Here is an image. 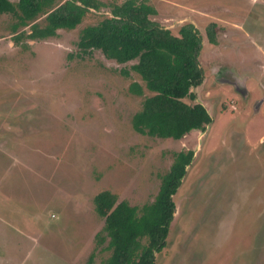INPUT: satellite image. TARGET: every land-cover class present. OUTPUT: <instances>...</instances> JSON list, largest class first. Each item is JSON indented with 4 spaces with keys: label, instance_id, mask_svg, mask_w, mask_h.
I'll use <instances>...</instances> for the list:
<instances>
[{
    "label": "rangeland",
    "instance_id": "rangeland-1",
    "mask_svg": "<svg viewBox=\"0 0 264 264\" xmlns=\"http://www.w3.org/2000/svg\"><path fill=\"white\" fill-rule=\"evenodd\" d=\"M97 1L75 28L45 39L16 42L29 25L12 32L14 19L0 15V264H101L110 252L95 243V194L152 201L183 149L193 158L154 263L264 264V0H146L173 34L192 23L202 37L203 80L191 90L212 121L178 140L132 128L151 94L134 61L77 55L80 30L123 0ZM134 81L142 95L129 90Z\"/></svg>",
    "mask_w": 264,
    "mask_h": 264
},
{
    "label": "trees",
    "instance_id": "trees-1",
    "mask_svg": "<svg viewBox=\"0 0 264 264\" xmlns=\"http://www.w3.org/2000/svg\"><path fill=\"white\" fill-rule=\"evenodd\" d=\"M101 4L97 0H0V15L14 19L12 32L29 25V30L14 37L19 42L23 37L45 39L56 36L59 29H73L86 12ZM108 6L109 15L80 30L77 55L98 50L117 64L135 62L130 68L151 94L143 98L132 115V128L139 134L176 140L192 130L205 131L212 117L204 105L194 102L196 95L191 90L203 80L197 59L202 46L199 30L185 23L178 35L173 34L151 18L156 10L146 0H123ZM40 15H45L43 25L35 22ZM205 31L208 41L215 44L216 23L210 22ZM123 70L128 74L127 69ZM128 88L143 94L136 81ZM192 158V149L174 151L153 200L140 207L118 200L109 190L95 194L94 210L103 220L95 243L110 252L101 264H155V253L165 246L173 220V195Z\"/></svg>",
    "mask_w": 264,
    "mask_h": 264
},
{
    "label": "crops",
    "instance_id": "crops-1",
    "mask_svg": "<svg viewBox=\"0 0 264 264\" xmlns=\"http://www.w3.org/2000/svg\"><path fill=\"white\" fill-rule=\"evenodd\" d=\"M202 43V42H201ZM192 131H194V130H192Z\"/></svg>",
    "mask_w": 264,
    "mask_h": 264
}]
</instances>
